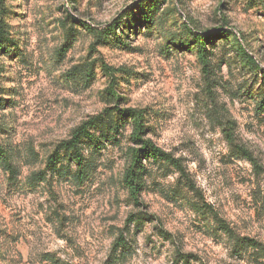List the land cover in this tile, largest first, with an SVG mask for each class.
Here are the masks:
<instances>
[{
    "label": "rangeland",
    "instance_id": "374dc122",
    "mask_svg": "<svg viewBox=\"0 0 264 264\" xmlns=\"http://www.w3.org/2000/svg\"><path fill=\"white\" fill-rule=\"evenodd\" d=\"M143 1L5 0L16 47L0 54V146L13 164L0 166V264H264V0H162L166 34L124 24V45L99 40ZM184 23L232 32L259 71L222 40L205 71L176 48ZM114 108L143 111L144 138L181 165L143 160L138 200L124 180L140 148L130 121L87 146L85 183L47 168L74 129ZM228 128L255 163L238 158ZM218 220L259 247L236 254Z\"/></svg>",
    "mask_w": 264,
    "mask_h": 264
},
{
    "label": "trees",
    "instance_id": "16d2710c",
    "mask_svg": "<svg viewBox=\"0 0 264 264\" xmlns=\"http://www.w3.org/2000/svg\"><path fill=\"white\" fill-rule=\"evenodd\" d=\"M254 1L255 0H251L252 3ZM163 2L162 0H145L139 3L126 15V22L123 23L124 19L122 17L112 23L102 33H97L99 40L104 44L114 41L120 45H124L123 38L118 35V30L122 28L124 24H129L130 27L128 30L132 27L143 25L144 29L149 30L147 34H151L155 28H162V30L159 29L160 32L166 34L167 31H164V24L167 23L168 17H164V14L161 13ZM4 3L5 0H0V11H5ZM167 14H175L178 16L176 10H169ZM183 26V31L186 32L184 33L185 37L183 38L182 34L175 37L176 48L195 51L205 71L211 70L212 64L210 57L212 53H210L209 47L214 46L217 40L226 42L231 41L242 60L259 71L256 60L246 52L242 43L232 32L224 30H216L213 32L198 31L192 28L188 23H184ZM125 33L126 32L123 34L128 36ZM9 35L5 21L1 16L0 54L4 56L12 54L14 47H16V43ZM106 70L112 69L107 68ZM262 73V84L264 85V71ZM86 77L89 81L94 78L93 67L88 68ZM111 95L114 98H118L114 90H112ZM2 104V99H0V106H2ZM259 109L264 113V92L260 96ZM127 121H130L133 125L131 140L140 148L130 149L131 161L129 167L125 171L124 180L131 196L134 197L135 200H138L139 194L146 187L145 178L148 175V168L147 165L144 164V161H161L181 169V165L170 154L161 150L150 139L144 138L147 127L144 125L145 116L144 112L141 110L106 109L101 114L83 122L73 130L70 138L57 145L53 153L47 158L48 170L55 176L59 174L62 169H66L69 174L81 184L85 183L91 176L90 165L87 163L85 155L87 146H99L103 140H117V137L121 135V130L124 129V125ZM226 132H228L227 137L230 140V144L234 147L238 158L241 157L254 162L250 152L243 146L236 144L231 129L228 128ZM0 166H6L8 170L13 171V164L10 157L2 146H0ZM73 167H75V169H73ZM137 221L138 219H135V222ZM218 223L232 238L233 250L236 254L241 255L243 251L249 248L257 249L259 247L257 241L247 237L242 238L236 236L222 221L218 220ZM121 242L122 241L119 240L116 247H126L125 243Z\"/></svg>",
    "mask_w": 264,
    "mask_h": 264
}]
</instances>
